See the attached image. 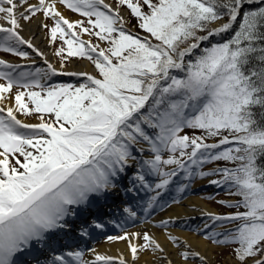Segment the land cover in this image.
<instances>
[{"label":"snow or ice","instance_id":"1","mask_svg":"<svg viewBox=\"0 0 264 264\" xmlns=\"http://www.w3.org/2000/svg\"><path fill=\"white\" fill-rule=\"evenodd\" d=\"M0 54V264H264V0H0ZM197 179L227 211L154 222Z\"/></svg>","mask_w":264,"mask_h":264},{"label":"bare ground","instance_id":"2","mask_svg":"<svg viewBox=\"0 0 264 264\" xmlns=\"http://www.w3.org/2000/svg\"><path fill=\"white\" fill-rule=\"evenodd\" d=\"M106 2L111 3L112 0H106ZM61 11H64V10L61 9ZM65 14L70 19V17L67 15V13H65ZM33 30H35L34 24L26 27L23 35L26 38H29L30 34ZM35 42L38 46L41 47V50L45 51L48 54V57L51 61L56 60V59H54V57L51 53L50 47L46 46L45 43L42 42L41 40H36ZM0 58L6 59V60L15 59V58H8L7 56H2V55H0ZM37 60H39V58H37ZM18 61L19 60H17L16 62H18ZM71 64L74 67H80V68L87 67L88 70H91L87 61H82V62L72 61ZM28 122H30V120H28ZM203 183H204L203 181L196 182L194 185V188H196V189L199 188L198 190H200V188H202V186H205V185H203ZM207 198H208V194H198L197 196H191L190 198H187L182 203V205H180V206L174 205L169 210H167L163 213H160L158 216L154 217V222H158L161 218L168 219L169 217H172L175 219L177 217V214H179V219L176 220L177 224H179L181 222V220H188V218H192V219L196 220V222L198 223L199 220L197 218L199 217L200 210L217 212L216 208L212 207L211 204L207 203V200H206ZM193 208H196L197 210L193 211L192 210ZM144 227L145 226H144L143 222H141L139 224H133V227L130 229V231H142V230H144ZM181 227H183V225H181ZM152 231L157 236H159L161 238V240H163V236L161 235V233L156 228H153ZM174 234L183 235V233H180L178 229L174 231ZM94 249L96 250L97 253H99L101 255L112 256L114 258H119L121 256L128 258L127 249H126V245L124 242L110 243V242L106 241L104 244L98 245ZM200 249H201V251H207L208 252L210 264H213L214 261H213L212 256H213L214 246L208 244L207 242H200ZM90 258H92V253H91V251H88L85 254V259H90ZM230 261L234 263L232 258L230 259ZM141 264H143V261H141Z\"/></svg>","mask_w":264,"mask_h":264},{"label":"rangeland","instance_id":"3","mask_svg":"<svg viewBox=\"0 0 264 264\" xmlns=\"http://www.w3.org/2000/svg\"><path fill=\"white\" fill-rule=\"evenodd\" d=\"M66 13L70 17V19H72V20H75V19H79L80 18L77 14H73V13H70V12H66ZM83 38L84 39H88L87 36H85ZM58 43H60V42L58 41ZM4 55L9 56L7 54H4ZM10 58H12V57H10ZM18 62L19 63H25L22 60H19ZM29 120H30V122H36L34 119H29ZM214 166L215 165H212L211 167H214ZM204 170L207 171L208 168H205ZM198 181H203L204 182L203 185H205V186H202V188H200V190H198L199 188L198 189L194 188L195 183L198 182ZM198 194H208V198L206 199L207 200V203L211 204L212 207L216 208L217 209V212H223V211H225V209L218 203V201H221V200H224V199L225 200H231V199H233V197H228L227 194H225L224 192H222V190L217 189L215 186L210 185L208 183V180L207 179H204V180L197 179L194 182V184L192 185L191 191L187 193V195L183 199L182 203L187 198H190L191 196H197ZM169 209L170 208H166V209L158 212L154 217L158 216L160 213H163L164 211H167ZM118 231H115V232L110 233V234H117ZM106 235L105 236H102V237H100L98 239H96L95 241H93L90 244L89 248H86L85 249L86 250L85 252L90 251L91 249L95 248L98 245L104 244L107 241ZM212 258H213V261H214L213 264H234L233 262L230 261L231 258L233 259L231 249H229L227 247H216V246H214Z\"/></svg>","mask_w":264,"mask_h":264},{"label":"trees","instance_id":"4","mask_svg":"<svg viewBox=\"0 0 264 264\" xmlns=\"http://www.w3.org/2000/svg\"><path fill=\"white\" fill-rule=\"evenodd\" d=\"M73 83V82H72ZM223 192V191H222ZM228 197H231V196H229V195H227ZM225 200V199H224ZM222 201V200H221ZM227 210L225 209V211H223V212H226ZM220 263V262H219Z\"/></svg>","mask_w":264,"mask_h":264},{"label":"water","instance_id":"5","mask_svg":"<svg viewBox=\"0 0 264 264\" xmlns=\"http://www.w3.org/2000/svg\"><path fill=\"white\" fill-rule=\"evenodd\" d=\"M68 78H69V77H66L67 80H68ZM70 79H72V78H70Z\"/></svg>","mask_w":264,"mask_h":264}]
</instances>
